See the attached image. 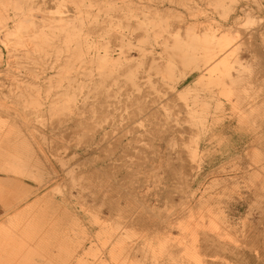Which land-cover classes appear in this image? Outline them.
Returning a JSON list of instances; mask_svg holds the SVG:
<instances>
[{"label":"rangeland","instance_id":"rangeland-1","mask_svg":"<svg viewBox=\"0 0 264 264\" xmlns=\"http://www.w3.org/2000/svg\"><path fill=\"white\" fill-rule=\"evenodd\" d=\"M21 1L28 3V23L33 20L45 24L43 29L48 36L40 47L30 43L35 47L34 52L28 51L26 55L23 51L26 46L20 45L21 50L15 57H10L11 46L0 39V264H78L79 255L84 264L102 259L107 264H157L159 261L161 264H237L220 253L204 255V251L192 247L190 236L174 235L166 243L169 238L149 237L140 227L122 226L113 238L101 231L102 228L112 231L124 221L118 218L104 221L107 213L93 199L96 183L82 189L86 177L79 174L82 169L77 161L85 157L79 144L84 139L72 130L79 123L78 107H88L93 112L87 111L84 116L93 117H97L96 108L103 107L107 115L106 129L103 127L100 132L118 135L117 127L121 125L110 126L109 122H114V115L122 113L123 99L128 93L145 95L144 100L157 109L159 121H167L165 117L169 113L178 111L173 117L178 119V129L200 132L193 137L200 139L197 154L188 162L202 166V172L207 173L202 193L220 192L222 213L218 220L229 222L228 240L253 253L264 251V188L260 189L264 185V143H259L264 137L257 140L259 136L255 134L261 130L264 133V56L255 52L256 46H262L264 52V0H84L81 13L73 0ZM3 2L9 0H0L3 13L16 12ZM242 8H247V12H242L238 24L228 27V22ZM84 11L86 19L93 21V62L78 61L72 66V72H78L73 80L75 87L65 91L67 85L57 86L56 81L66 65H74L67 50L77 42L65 40L58 27L61 18L73 23V17L84 15ZM11 17L7 27L13 30L15 22ZM77 20L75 28H78ZM208 21L228 29L222 34L230 35L226 43H230L233 52L229 61L231 73L239 74L234 87L223 89L219 84L213 85L198 74L195 61L191 62L195 48H190L187 39L195 31L192 25L197 23L200 31L210 24ZM104 56L115 69L113 75L106 77V64L99 62L104 61ZM236 58L242 61V66L234 62ZM87 66L92 68V80L86 77ZM212 69L213 75L220 72L215 67ZM70 75L75 76V72ZM95 82H101L100 88ZM67 83L66 80L64 84ZM25 87L27 91H23ZM216 89L224 92L221 97L227 102L235 100V91H238L239 105L235 108L227 104L224 118L217 109L214 116L203 122L198 118L203 120L207 114L209 107L205 102L200 103V109L196 108L194 114L185 113L187 104L200 101L201 93ZM60 104L73 111H65L63 121L53 123L49 108ZM124 112L126 116L128 111ZM242 112L247 115L240 124L237 113ZM20 116L24 124L20 123ZM138 120L136 126L144 123L143 117ZM194 121L198 124L195 127L191 124ZM180 136L191 138L186 133ZM138 142L139 146L144 145ZM205 144L208 150H200ZM44 150L55 152L51 156L54 171L46 169ZM76 151L82 156L76 155ZM92 152L96 156L101 153L94 149ZM120 154L118 150L112 156ZM112 162L103 159L99 165ZM91 166L87 163L83 169ZM150 175L157 182L147 190L149 200L163 206L162 210L182 197L180 193L169 192L174 183L167 169L161 174L165 185L157 179L160 176ZM202 193L199 191L198 197ZM129 245L140 247L135 251L136 257L130 260L126 251ZM171 258L178 262H169Z\"/></svg>","mask_w":264,"mask_h":264},{"label":"bare ground","instance_id":"bare-ground-1","mask_svg":"<svg viewBox=\"0 0 264 264\" xmlns=\"http://www.w3.org/2000/svg\"><path fill=\"white\" fill-rule=\"evenodd\" d=\"M73 1L76 4L78 13H81V10H83L85 6V1ZM3 5L11 6L16 9V12L11 14L15 22L13 30L7 27L8 20L12 19L11 15L3 13L0 9V39L11 46L9 49V52H12L10 57H15L18 54L17 51L21 50L20 45L26 46L23 50L25 51V55L28 51L30 53L34 52V46L32 47L30 43H34L36 47H40L47 40L48 35L43 29L45 24L33 20L28 23V10H26L28 3L25 4L21 0H9L8 3L3 2ZM23 9L24 11H20ZM246 9L242 8L237 17L230 20L227 26L238 24L237 20L241 17L242 12L243 14L247 12ZM129 12L133 13L131 10H129ZM85 13L86 11H84V15L80 14L79 16L73 17V23L61 18V23L58 27L59 32L61 31V33H64L65 40L77 42L75 47L69 46V50H67L71 52L70 57L73 59L72 63L74 65H66L64 70L60 72L59 80L56 81L57 86L67 85L65 91L75 87L73 80L78 72L73 71L75 72V76L70 74L73 73L72 69L77 65V62L84 61L88 64L93 62V21L89 17L86 19ZM76 19H78V28L74 26V21ZM208 23H210V21H208ZM196 24L197 23H193L192 28L195 31L191 33L187 42L190 44V48H195L193 54L191 53V62L195 61V65L197 64L195 68L198 74L201 75L202 78H207L213 85H221L223 89L234 87L239 81L235 80L239 78V74L237 73L234 76L231 73L232 65L229 61L232 58L231 55H233V52L231 51L230 43H226L230 40V35L224 34L228 29L225 25L210 23L198 31ZM222 32L224 33L222 34ZM260 41L263 42L262 40ZM36 42H39V44ZM255 49V52L264 56L262 46H256ZM196 56L198 58H196ZM104 57H106L104 61L99 60V62L103 64L101 63L102 61L106 64L105 77L113 75L115 69L110 67L111 61H109L107 56ZM111 59H113V57ZM234 62L241 66L243 65L242 61L238 58H236ZM87 67L85 70L86 77L92 80V68ZM212 67L220 71L218 75L212 74ZM237 70L239 72V69ZM66 80L68 83L64 84ZM100 83L101 82H95L94 84L97 88H100ZM27 90L28 89L25 87L23 91ZM30 91L37 90L30 88ZM235 92L236 99H230L227 102L221 97L224 95L223 91L221 92L219 89L205 91L201 93L200 101L187 104L185 113L187 115L194 114L193 111L197 112L196 108L200 109V103L205 102L209 109L207 114L203 116V120L201 117L198 118L200 122L214 116L217 109L223 113L222 116L224 118V111L227 110V104L235 106L236 108L241 101L240 93L238 91ZM144 96L143 94L130 95V93H128L126 98L123 99L124 107L122 113L114 115V122H111L112 120L109 122L110 126L114 125L117 127L121 125L117 127L119 132L118 135H114L109 131L100 132L103 127L106 129V124H104L106 122L104 121H106L107 115L103 107L96 108L97 117L90 115L84 116L87 111L93 112L86 106L77 108L80 119L78 120L79 123L76 130H72V133L77 135L78 138L81 137L84 139L81 140L79 144H81V150L85 153V157L77 161L82 169L79 174H83L84 177H86L85 182H82V189L84 190L86 187L89 188L90 185L96 183V187H94L93 190V199L97 206L101 205V207L105 209L104 212L106 211L107 217L104 221L114 218L124 221V224L119 223L118 227L112 231L106 228H102L101 231L110 234L109 237L113 238L114 233L116 231L118 232L122 226L137 227L138 229L140 227L141 232L146 233L149 237L154 238L163 236L164 238H169L167 241H164L166 243H170L174 235L180 234L186 237L190 236L193 241L192 247L204 251L206 253L204 255L206 256H213L214 254L220 253L225 255V257L234 259L237 264H264V251L259 254L253 253L249 249L236 244L234 240H228L229 238L227 237L230 231V224L229 222L221 223L218 220L222 213L220 192H217L216 195H207L205 192L202 193L206 183L207 173L202 172V166H193L188 162V160H190L189 158H194L197 154L196 146H199L200 139H193V137L198 136L200 132L198 130L190 132L185 128L183 130L178 129V119H173L178 111L169 113L165 117L167 121H159L161 119L157 114V109L153 107L152 104L147 103L144 100ZM98 98L103 100L104 103L106 102L103 97L99 96ZM71 100L72 98L68 101L70 102ZM13 101L16 103L21 102L20 99H13ZM1 107L4 106L2 105ZM6 107L4 108L7 109ZM66 109L67 107L64 108L62 104L51 105L49 112L53 113V123H60L63 121L65 111H73V109ZM124 110L128 111L126 116ZM56 112H58V114ZM56 115L57 117L55 118L54 116ZM244 115H247V112L237 113V121L240 124H242ZM140 116L144 118V123L136 126ZM19 118L20 123H23L21 116ZM15 119L16 117L13 120L15 121ZM124 119L127 120V123H119ZM92 120L95 122L90 123ZM173 121H177V123L172 124ZM191 124L194 127L198 125L195 121ZM21 126L23 127L24 125L21 124ZM140 126L144 128L141 129ZM99 132L100 135L97 137L96 135L97 133L99 134ZM184 133L189 134L191 138L182 139L180 134ZM255 134L259 136L257 137L258 139L256 138L257 140L264 137L262 130ZM138 141L144 142V145L139 146ZM158 141L161 144L158 143ZM192 143L195 144V147L192 146ZM259 143L262 144L264 141L261 140ZM94 144H97V147H93ZM92 149H94V151H100L103 155L99 153L96 156V153H93ZM118 150L119 154H121L117 157H113L112 155ZM200 150L207 151L208 148L206 144L200 147ZM44 153V159L47 163L46 169L54 171L55 166L51 156L55 152L44 150ZM76 155L82 156V154L77 151ZM125 156L135 157L136 160L125 158ZM103 159L105 161L111 159L114 162L100 166L99 161H103ZM117 161H121V163H117ZM87 163H91L92 166L83 169V166H86ZM116 169L117 173H114ZM166 169L169 174L172 175L174 183V185L170 186H173L172 191L169 190V192L180 193L182 197L179 200L173 199L174 201L171 206L162 210L163 206L157 205L149 200L150 197H148L147 190L157 182V180H155L156 178H151L152 176L150 174L160 176V179L157 178L159 182L164 185L166 184L161 176L162 173L166 172ZM159 171L160 175L158 173ZM104 174H106L105 178H102L101 176ZM262 188H264V185L261 184L260 189ZM199 191L202 193L200 197H198L200 195ZM170 193L169 197L172 198ZM78 197L79 203H81L80 192ZM172 208H176V210H172ZM205 210L207 211L206 214L204 213ZM136 250H140V247L129 245L126 248L128 260L136 257L134 255ZM76 262L78 264H84L81 255L77 257ZM169 262L177 263L178 260L176 258H171ZM73 263L75 264V262ZM94 264H107V261L102 259ZM157 264H161V262L159 261Z\"/></svg>","mask_w":264,"mask_h":264}]
</instances>
